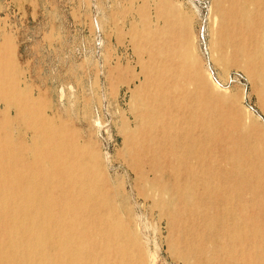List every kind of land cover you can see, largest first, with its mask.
Returning <instances> with one entry per match:
<instances>
[{
  "label": "bare ground",
  "instance_id": "6f19581e",
  "mask_svg": "<svg viewBox=\"0 0 264 264\" xmlns=\"http://www.w3.org/2000/svg\"><path fill=\"white\" fill-rule=\"evenodd\" d=\"M213 3L211 52L238 62L264 115V0ZM175 24L177 46L165 48L174 61L168 66L165 49L150 48L138 130L125 137L144 188L137 195L151 209L167 208L184 264H264V122L234 98L206 91L184 45L186 22ZM0 64V264H145L125 196L97 156L63 122L50 127L40 101L15 87L9 58ZM15 122L31 130L28 143L14 136Z\"/></svg>",
  "mask_w": 264,
  "mask_h": 264
},
{
  "label": "rangeland",
  "instance_id": "374dc122",
  "mask_svg": "<svg viewBox=\"0 0 264 264\" xmlns=\"http://www.w3.org/2000/svg\"><path fill=\"white\" fill-rule=\"evenodd\" d=\"M213 4V0H0V58H9L15 87L40 101L50 127L63 122L60 128L69 129L78 144L97 156L112 187L125 196L124 212L130 220L125 221L140 242L145 264H184L177 256L181 246L173 243L174 231L166 221L167 208L151 209L137 195L144 188L130 168L125 143L127 133L138 130L134 116L140 112L139 90L151 69L150 48L176 47L175 23L184 18V45L207 79L206 91L234 98L264 122L245 71L236 60V65L232 60L221 62L211 52ZM166 49L165 61L171 66L174 57ZM12 131L26 143L32 133L18 122Z\"/></svg>",
  "mask_w": 264,
  "mask_h": 264
}]
</instances>
